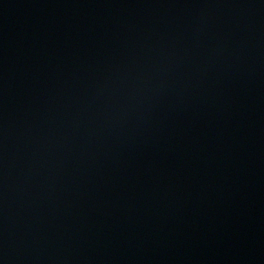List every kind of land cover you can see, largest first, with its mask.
<instances>
[{
    "label": "water",
    "instance_id": "1",
    "mask_svg": "<svg viewBox=\"0 0 264 264\" xmlns=\"http://www.w3.org/2000/svg\"><path fill=\"white\" fill-rule=\"evenodd\" d=\"M0 264H264V0H0Z\"/></svg>",
    "mask_w": 264,
    "mask_h": 264
}]
</instances>
